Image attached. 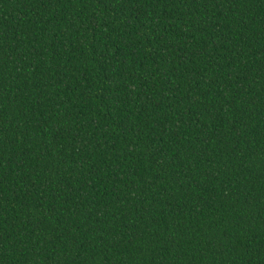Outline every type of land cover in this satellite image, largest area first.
I'll list each match as a JSON object with an SVG mask.
<instances>
[{
    "label": "trees",
    "instance_id": "1",
    "mask_svg": "<svg viewBox=\"0 0 264 264\" xmlns=\"http://www.w3.org/2000/svg\"><path fill=\"white\" fill-rule=\"evenodd\" d=\"M0 264H264V0H0Z\"/></svg>",
    "mask_w": 264,
    "mask_h": 264
}]
</instances>
